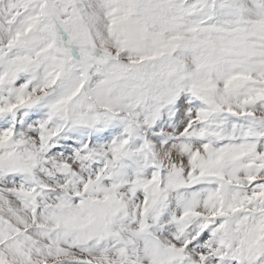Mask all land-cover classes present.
Listing matches in <instances>:
<instances>
[{
    "label": "snow or ice",
    "instance_id": "6c2138e0",
    "mask_svg": "<svg viewBox=\"0 0 264 264\" xmlns=\"http://www.w3.org/2000/svg\"><path fill=\"white\" fill-rule=\"evenodd\" d=\"M0 264H264V0H0Z\"/></svg>",
    "mask_w": 264,
    "mask_h": 264
}]
</instances>
